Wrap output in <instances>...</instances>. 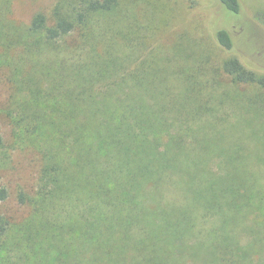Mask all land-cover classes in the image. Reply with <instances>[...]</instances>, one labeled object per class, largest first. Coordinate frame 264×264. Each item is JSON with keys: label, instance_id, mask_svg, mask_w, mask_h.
I'll return each mask as SVG.
<instances>
[{"label": "trees", "instance_id": "trees-1", "mask_svg": "<svg viewBox=\"0 0 264 264\" xmlns=\"http://www.w3.org/2000/svg\"><path fill=\"white\" fill-rule=\"evenodd\" d=\"M124 2L56 0L25 22L0 0V173L10 150L39 159L20 223L0 186V264H264V65L226 30L213 76L193 52L158 64Z\"/></svg>", "mask_w": 264, "mask_h": 264}, {"label": "rangeland", "instance_id": "rangeland-1", "mask_svg": "<svg viewBox=\"0 0 264 264\" xmlns=\"http://www.w3.org/2000/svg\"><path fill=\"white\" fill-rule=\"evenodd\" d=\"M55 1L15 0V16L28 22L37 12H47ZM124 1L127 7L125 10H132L139 24L147 28L144 38L147 59L151 58L160 64V61H167L171 56L180 58L184 52H193L209 59L205 74L211 77L225 56L215 50L213 39L218 30H226L235 44L234 55L242 61L245 59L253 64L264 65V0H240L242 11L239 15L230 14L219 0ZM171 82L178 87L179 82L175 78ZM8 89L6 80L0 76V112L8 97ZM0 137L9 147L11 127L2 114ZM9 152L6 170L0 173V186L7 187L9 198L2 205L1 211L12 221L20 223L29 215L30 210L19 203L18 193L35 192L39 159L25 150Z\"/></svg>", "mask_w": 264, "mask_h": 264}]
</instances>
